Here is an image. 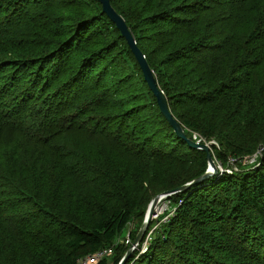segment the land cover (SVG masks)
I'll use <instances>...</instances> for the list:
<instances>
[{"label": "trees", "instance_id": "16d2710c", "mask_svg": "<svg viewBox=\"0 0 264 264\" xmlns=\"http://www.w3.org/2000/svg\"><path fill=\"white\" fill-rule=\"evenodd\" d=\"M79 1L0 0V192L10 193L12 186L57 210L73 174L100 177L103 165L111 167L96 159L102 155L97 135L110 137L109 147L116 151L132 140L147 166L169 160L168 150L170 155L178 148L188 151L185 160L192 161L193 172L153 199L202 176L206 154L180 139L160 113L115 24L98 0ZM109 2L124 19L182 129L217 141L220 160L227 156L239 163L264 145V0ZM47 8L42 20L32 19ZM102 23L109 38L101 39L107 36L103 31L90 35L91 27ZM94 42L98 46L90 49ZM113 53L129 60L140 77L127 68L115 69ZM123 87L134 88L133 94ZM105 107L111 111L103 114ZM149 108L150 114L134 119ZM221 122L229 124L228 134L218 135ZM102 123L108 124L104 132ZM86 135L95 158L84 165ZM249 168L240 167L239 177H209L169 196L173 218L167 234L154 236L147 251L133 252L127 264H264V155L256 168ZM149 177L156 178L154 172ZM128 178L127 169L107 178L121 202H99L90 227L85 218L61 219L51 260L33 264H76L108 248L112 255L97 264H119L128 247L115 246L116 239L133 217H144L137 213L139 198L127 190ZM5 200L0 199V212ZM136 236L132 232L129 239ZM211 242L243 258L216 255Z\"/></svg>", "mask_w": 264, "mask_h": 264}, {"label": "rangeland", "instance_id": "374dc122", "mask_svg": "<svg viewBox=\"0 0 264 264\" xmlns=\"http://www.w3.org/2000/svg\"><path fill=\"white\" fill-rule=\"evenodd\" d=\"M78 2L80 1L78 0ZM37 12L40 13L32 15V19L42 20L43 17L48 15V8L45 10L41 9L40 11L37 10ZM102 31L106 34L108 33L105 23L99 24L96 27H91L90 35H97ZM103 38H109V34H107L106 37L101 36V39ZM97 46L98 42H94L89 48L94 49ZM107 53L111 54L112 52ZM111 56L112 60L115 61V69L118 67H123L124 69L127 68L131 75H138V72L134 70V67L129 60L125 62L121 56H115V53ZM138 76L140 77V75ZM132 85L134 86V84ZM123 89L131 94L134 92V88L126 89L123 87ZM112 97H114V95H112ZM145 103H150V101L148 100ZM150 106L152 105L150 104ZM227 106L230 109L232 108L230 104ZM100 110L103 114L111 111V109H108L107 107L101 108ZM147 114H150V108L146 112L136 115L134 119L141 120V117ZM253 114H255L254 108L249 117ZM259 114L260 113H257V115ZM242 117L243 116L240 118ZM107 126L108 124L102 123L100 129H103L102 131L104 132V128ZM228 127V123L221 122L218 135L228 134ZM184 130L195 143L200 141V145L208 143L216 144V146L210 147V153L216 167V171H213V175L210 179H215V181L224 176H228L230 179L241 176L242 173H238L240 167H250L248 170L256 168L260 158L264 155V145H260L255 149L254 154L249 159L242 158L239 163L234 161L232 157L227 156L224 157V160H220L217 157V152L221 151V146L217 141H206L198 133L189 129H184L183 127V131ZM244 135L245 138H249L248 134ZM97 136L99 149L102 152V155L96 159L103 161V163L108 162L111 167L103 165L101 167L103 171L101 176L99 175L100 177H98L97 174V176L87 175L83 176L82 179H78L79 174H73L62 194L63 203L58 205L57 210L52 204L43 203L41 200L34 198V195L32 194L17 192L15 187L9 186L11 189L14 188L10 193L7 189H2L3 192H0V199L6 200L4 204L5 208L0 212V264H33L37 259L43 261L51 260L49 259V255L52 254L60 234V225L58 223L63 219H68V217L76 216V219L80 220L85 218L83 221L84 225L90 227L92 222L97 219L96 212L98 209L97 204L99 202L108 201V203L113 205L120 203L121 201L113 196L114 194L110 190V186L107 185V178L111 176H121L125 169L129 170V188L127 190H131V197L139 198V203L137 204L139 212L137 213H144V217H133L132 223L128 224L121 235L116 239L115 246L126 245V240L130 238V234L136 232L138 235L141 230L145 215L153 197L163 192L164 188L165 190L169 189L171 183H178V181L181 180V177H187L193 172L192 161L190 163L185 160L189 158L187 155L188 151L185 149L180 152V148H178L177 152L172 155L169 154L168 150L166 154L171 157L169 160L162 161L160 165L152 164L147 166L144 162L138 159L136 153L139 151V148L132 144V140L126 141L123 148L121 145L118 146L116 151L109 147V141L111 140L110 137H103L102 135ZM262 136L263 139L264 133H262ZM158 141L159 139L156 140L155 144ZM82 145L86 147L85 152L82 155V163L86 165L89 162V159L95 158V153L92 151L89 136L86 135V141L82 140ZM173 145H175V143L170 140L171 148ZM206 165L208 168V161L206 162ZM112 169L114 172L110 173L109 171ZM153 172L156 178L152 180L149 176ZM79 173L83 174L82 172ZM123 193V196L125 197L127 192L123 191ZM116 195H118V190ZM171 196L174 197V195ZM170 197H164L155 206L152 219L140 244H143V242L150 236L152 240L154 236L159 237L162 233L167 234L164 231L173 218L171 203L168 201ZM147 241L150 242V239ZM131 242L133 243L134 241ZM208 245L209 244H207V246ZM126 246L128 248L130 247V245ZM211 247L213 253L216 255L220 254L221 257L229 255L231 259L237 261H241L243 258L242 254L240 252L238 253L235 249L221 250L218 245L212 242Z\"/></svg>", "mask_w": 264, "mask_h": 264}, {"label": "water", "instance_id": "95a60500", "mask_svg": "<svg viewBox=\"0 0 264 264\" xmlns=\"http://www.w3.org/2000/svg\"><path fill=\"white\" fill-rule=\"evenodd\" d=\"M98 2L100 3V5L102 7V12L115 24L117 30L120 32L121 36L125 39L129 49L131 50L134 58L136 59L138 65L140 67V70H141L142 75H143V80L145 81L148 89L153 94V96L156 100V103L158 105L160 113L168 121V123L174 129V131L176 132L177 136L180 139L186 141L187 144L192 149L201 150L206 154V158L208 161V168L202 176H200V177L196 178L195 180L183 185L182 187H180L179 189H177L175 191L164 193L163 195L171 196V195L179 193V192L187 191L191 187H194V186L201 184L207 178L212 177L213 171H216V167H215L214 161H213L211 153H210V146L214 145V144L208 143V144H204V145H199L198 143H195V142L191 141L190 139L186 138L182 127L173 118V116L169 110V107L167 105L166 99L164 98L163 93L158 88L156 78H155L154 74L152 73L150 67L148 66L144 55L141 53V51L136 46V42H135L133 36L131 35V33L129 32L128 27H127L124 19L121 16H119L113 10V8L110 5L109 0H98ZM163 195L160 194L152 200L151 204L148 207L147 213L145 215V219L143 221V225L141 227V230L139 231L134 242L132 243V246L128 248L125 256L121 259L119 264H127L129 258L133 254V246H136L141 242L142 237L144 236L145 231L148 228V225L152 219L154 208L157 205V203L160 201V199L162 198Z\"/></svg>", "mask_w": 264, "mask_h": 264}, {"label": "built area", "instance_id": "2783aa9c", "mask_svg": "<svg viewBox=\"0 0 264 264\" xmlns=\"http://www.w3.org/2000/svg\"><path fill=\"white\" fill-rule=\"evenodd\" d=\"M199 142L200 141H198V143ZM149 239L151 240V238L149 237L144 242H146ZM144 242H143V244H144ZM130 244H131V241L129 239H127L126 245H130ZM135 248H137V245L133 247V249H135ZM112 253H113L112 248L104 249L102 251L97 252L92 257H88V258H84V259L79 260L76 264H97L98 262H100L101 260H103L107 256L111 255Z\"/></svg>", "mask_w": 264, "mask_h": 264}, {"label": "bare ground", "instance_id": "6f19581e", "mask_svg": "<svg viewBox=\"0 0 264 264\" xmlns=\"http://www.w3.org/2000/svg\"><path fill=\"white\" fill-rule=\"evenodd\" d=\"M198 143V142H197ZM200 143L201 142H199L198 144L200 145ZM214 145H211V146H216V144L215 143H213ZM210 146V147H211ZM163 195V194H162ZM169 195H163L162 196V198L160 199V201L164 198V197H168ZM150 238H151V236H150ZM150 242H151V240H150ZM150 242L149 241H146V242H144V244L142 245V244H138L137 245V248H135V249H133V252H139V255H142V254H144L146 251H147V249H148V247H149V245H150ZM132 246V242H131V244H130V247ZM142 246V247H141ZM134 247V246H133ZM112 255V254H111ZM111 255H109V256H107L106 258H108V257H110ZM106 258H104V259H106ZM103 259V260H104ZM102 261V260H101ZM99 263V262H98Z\"/></svg>", "mask_w": 264, "mask_h": 264}]
</instances>
